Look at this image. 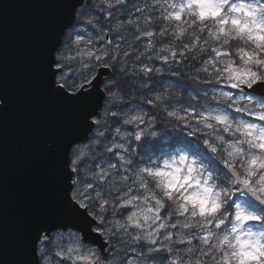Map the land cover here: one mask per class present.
<instances>
[{"label":"clouds","instance_id":"9594fccd","mask_svg":"<svg viewBox=\"0 0 264 264\" xmlns=\"http://www.w3.org/2000/svg\"><path fill=\"white\" fill-rule=\"evenodd\" d=\"M138 2L69 32L76 5L55 45L73 91L112 74L63 150L74 219L37 226L28 264H264V0Z\"/></svg>","mask_w":264,"mask_h":264},{"label":"water","instance_id":"95a60500","mask_svg":"<svg viewBox=\"0 0 264 264\" xmlns=\"http://www.w3.org/2000/svg\"><path fill=\"white\" fill-rule=\"evenodd\" d=\"M84 2L0 0V264H28L37 226L51 230L74 219L64 202L63 150L72 139H86V117L103 99L99 84L111 70L97 69L92 85L84 84L92 100L86 111L51 91L47 66L75 6L72 25Z\"/></svg>","mask_w":264,"mask_h":264},{"label":"snow or ice","instance_id":"6c2138e0","mask_svg":"<svg viewBox=\"0 0 264 264\" xmlns=\"http://www.w3.org/2000/svg\"><path fill=\"white\" fill-rule=\"evenodd\" d=\"M54 53H56L54 57ZM56 69L57 71H53V69ZM63 69V63H62V53L59 51L57 47H54L51 50L50 58L47 66V71L50 76L51 83H55L57 86V90H59L63 94V98L70 103L77 104L83 108L86 109V111L89 109V104L92 102L91 95L89 93H85L83 91L84 84H79L77 86V90L71 91V93H68L66 89L69 87L68 85V78L66 75H63V83H61V77L59 79H54V77L57 76L58 72ZM88 83V81H86ZM75 83V81H73Z\"/></svg>","mask_w":264,"mask_h":264},{"label":"rangeland","instance_id":"374dc122","mask_svg":"<svg viewBox=\"0 0 264 264\" xmlns=\"http://www.w3.org/2000/svg\"><path fill=\"white\" fill-rule=\"evenodd\" d=\"M92 1H94V2L92 3L91 7L90 6H84L82 11L80 12V18H81L80 22H81L82 25L76 26L75 29H73L72 31H75V30H82V31L90 30V29H92V25L89 23L90 20H93L96 17H99L102 21L105 19V14L104 13H100L99 11L98 12L96 11V10H98L97 0H92ZM134 5H135V7H139L140 6L138 0H126V5L124 7L127 9V11H130L133 14V16L139 15V13H137L135 11ZM100 14H102L103 17H101ZM122 18H124V19L127 18V12H125V15ZM108 19H111V17H108ZM85 23H87V24H85ZM69 32H71V30ZM68 37H69V34H68ZM108 39H114V37H108ZM70 68H72V66ZM70 68L64 70L65 71L64 75L67 76L69 88L72 89L71 84H72L73 81H75L76 83H81V81L77 77L73 76L72 72L69 71ZM61 74L59 75V77L63 76ZM82 83L84 84V83H87V82L83 81Z\"/></svg>","mask_w":264,"mask_h":264},{"label":"trees","instance_id":"16d2710c","mask_svg":"<svg viewBox=\"0 0 264 264\" xmlns=\"http://www.w3.org/2000/svg\"><path fill=\"white\" fill-rule=\"evenodd\" d=\"M93 2H94V1H92V0H87V1H86V6H90V7H91V5H92ZM96 11L98 12V10H96ZM100 16L103 17L102 14H100ZM85 24H87V23H85ZM68 34H69V33H66V34H65L64 39H63V42H62V45H61L60 48H59V51H60L63 55H65V56L71 55L70 51H68V49H66V48L64 47L66 41L69 39ZM62 63H63V61H62ZM71 66H72L71 64H64V63H63V69H64V70L70 68ZM64 70L62 71V74H61V75H64V73H65ZM61 83H63V81H61ZM68 88H69V87H68ZM85 143H86V141H85Z\"/></svg>","mask_w":264,"mask_h":264},{"label":"bare ground","instance_id":"6f19581e","mask_svg":"<svg viewBox=\"0 0 264 264\" xmlns=\"http://www.w3.org/2000/svg\"><path fill=\"white\" fill-rule=\"evenodd\" d=\"M67 33V32H66ZM63 42V41H62ZM62 45V44H61ZM64 70V69H63Z\"/></svg>","mask_w":264,"mask_h":264}]
</instances>
